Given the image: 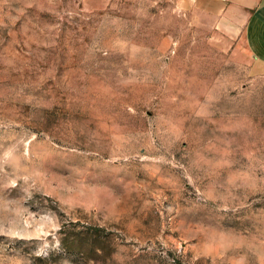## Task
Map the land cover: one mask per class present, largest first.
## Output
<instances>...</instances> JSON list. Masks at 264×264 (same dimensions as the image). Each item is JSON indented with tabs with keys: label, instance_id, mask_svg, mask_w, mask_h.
<instances>
[{
	"label": "rangeland",
	"instance_id": "obj_1",
	"mask_svg": "<svg viewBox=\"0 0 264 264\" xmlns=\"http://www.w3.org/2000/svg\"><path fill=\"white\" fill-rule=\"evenodd\" d=\"M198 0H0V264H264V71Z\"/></svg>",
	"mask_w": 264,
	"mask_h": 264
},
{
	"label": "crops",
	"instance_id": "obj_2",
	"mask_svg": "<svg viewBox=\"0 0 264 264\" xmlns=\"http://www.w3.org/2000/svg\"><path fill=\"white\" fill-rule=\"evenodd\" d=\"M212 22L233 41L234 52L246 50L264 71V0H198Z\"/></svg>",
	"mask_w": 264,
	"mask_h": 264
}]
</instances>
